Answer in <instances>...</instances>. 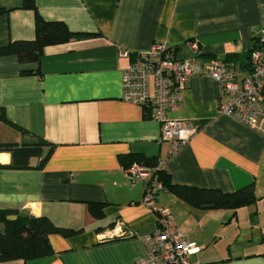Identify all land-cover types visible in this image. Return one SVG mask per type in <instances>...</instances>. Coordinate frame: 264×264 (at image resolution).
<instances>
[{"label":"crops","instance_id":"0c3cea01","mask_svg":"<svg viewBox=\"0 0 264 264\" xmlns=\"http://www.w3.org/2000/svg\"><path fill=\"white\" fill-rule=\"evenodd\" d=\"M33 1L42 18L78 34L45 46L38 61L0 56V106L12 123L0 122V142L42 138L44 154L50 151L41 167L33 158L31 168H0V208L46 216L73 233L49 234L50 255L0 264H132L142 258L157 217L143 202L146 181L130 182L120 155L161 160L180 185L232 192L252 183L256 201L235 216L226 208L193 207L166 190L155 204L168 208L183 239L198 247L190 264H264V222L256 219L264 211V131L221 114L220 86L203 73L210 62L247 71L264 0ZM23 3L0 0V47L34 37L35 13ZM190 41L198 44L197 54ZM157 42L196 62L173 115L192 120L198 131L176 149L160 140L159 123L142 107L121 99L122 72ZM10 162V153L0 152V164ZM89 203L102 204L101 216Z\"/></svg>","mask_w":264,"mask_h":264},{"label":"built area","instance_id":"2783aa9c","mask_svg":"<svg viewBox=\"0 0 264 264\" xmlns=\"http://www.w3.org/2000/svg\"><path fill=\"white\" fill-rule=\"evenodd\" d=\"M254 42L249 52L250 70L243 73L235 63L210 62L203 73L220 86L221 114L264 131V23ZM188 44L197 54L198 44ZM195 63L194 59L179 58L172 44L157 42L122 72L121 99L147 111L148 118L160 125V140L171 142L173 149L186 144L198 131L192 120L173 115L182 105L183 90L195 72ZM161 164V160L151 167L134 162L126 168L130 182L146 181L143 202L157 217L156 230L144 237L146 254L132 264H190L189 256L198 251L194 242L183 239L171 211L155 204L157 194L163 191L157 176Z\"/></svg>","mask_w":264,"mask_h":264},{"label":"trees","instance_id":"16d2710c","mask_svg":"<svg viewBox=\"0 0 264 264\" xmlns=\"http://www.w3.org/2000/svg\"><path fill=\"white\" fill-rule=\"evenodd\" d=\"M24 6L31 8L35 13V35L32 39L12 40L0 47V56L13 54L20 62L38 61L45 46L69 41L78 33L68 29L62 21L46 20L37 12L33 0H24ZM1 11V10H0ZM248 51L249 52L253 46ZM250 70V63H247ZM39 72V71H37ZM144 115L148 118L147 111ZM0 122L12 124L5 109L0 106ZM48 142L37 138L31 143L0 142V152H9L10 164H0V168L27 169L31 168V160L39 159L37 167H41L48 158L50 151L44 154V147ZM118 160L124 168L138 162L147 166H154L155 160L145 159L138 155H120ZM158 180L166 190L193 207L226 208L235 212L238 208L250 205L256 201L254 185L248 184L232 192H222L217 189H206L173 183L167 172L157 171ZM102 204L89 203L88 210L92 214L101 216ZM58 233L69 236L73 233L68 228L56 226L46 216H34L17 209L0 208V260L33 259L53 253L48 236ZM264 236V233H263Z\"/></svg>","mask_w":264,"mask_h":264},{"label":"rangeland","instance_id":"374dc122","mask_svg":"<svg viewBox=\"0 0 264 264\" xmlns=\"http://www.w3.org/2000/svg\"><path fill=\"white\" fill-rule=\"evenodd\" d=\"M258 208H261V206L259 205ZM261 214L259 213V215H256V219L260 220L262 223L264 222V211L263 209H261ZM245 218V217H244ZM241 219H243V216H241Z\"/></svg>","mask_w":264,"mask_h":264}]
</instances>
